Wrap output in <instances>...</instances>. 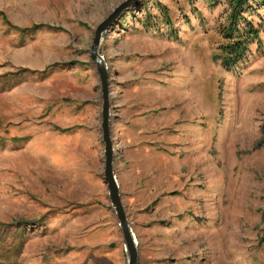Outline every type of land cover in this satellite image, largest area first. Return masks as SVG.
Instances as JSON below:
<instances>
[{"label": "rangeland", "instance_id": "1", "mask_svg": "<svg viewBox=\"0 0 264 264\" xmlns=\"http://www.w3.org/2000/svg\"><path fill=\"white\" fill-rule=\"evenodd\" d=\"M122 1L0 0V264L14 247L16 264H127L90 59ZM251 5L259 40L229 69L215 57L227 0H141L102 35L138 264H264V2Z\"/></svg>", "mask_w": 264, "mask_h": 264}, {"label": "water", "instance_id": "2", "mask_svg": "<svg viewBox=\"0 0 264 264\" xmlns=\"http://www.w3.org/2000/svg\"><path fill=\"white\" fill-rule=\"evenodd\" d=\"M141 0H124L117 5L112 12L103 20L95 29L92 43L90 46V59L96 67L102 85V142L104 144V170L103 178L108 190V198L115 211L118 225L121 229L124 249L127 253V264H138V252L136 248V241L128 226L124 209L121 203L119 189L113 173V153L112 145L109 138L108 130V90H107V72L106 67L98 53V48L101 42L102 35L106 33L108 28L118 19L120 14L129 7L134 6Z\"/></svg>", "mask_w": 264, "mask_h": 264}, {"label": "trees", "instance_id": "3", "mask_svg": "<svg viewBox=\"0 0 264 264\" xmlns=\"http://www.w3.org/2000/svg\"><path fill=\"white\" fill-rule=\"evenodd\" d=\"M257 2L262 3L264 0H257ZM227 4L226 25L220 28V34L225 43L220 45L219 53L215 57L220 60L224 68L229 69L246 58L250 44L259 40V30L251 22H246V18L243 17L245 12L253 9L251 4H254V0H227ZM258 44L260 45L259 41ZM18 249L12 248L10 257L13 259L8 264H16Z\"/></svg>", "mask_w": 264, "mask_h": 264}]
</instances>
